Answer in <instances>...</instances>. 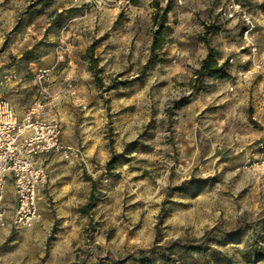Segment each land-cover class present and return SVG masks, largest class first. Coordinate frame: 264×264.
I'll use <instances>...</instances> for the list:
<instances>
[{"label":"rangeland","instance_id":"374dc122","mask_svg":"<svg viewBox=\"0 0 264 264\" xmlns=\"http://www.w3.org/2000/svg\"><path fill=\"white\" fill-rule=\"evenodd\" d=\"M222 3L0 0V77L19 73L27 111L44 92L80 154L53 155L31 228L8 186L0 264H264V173L246 165L264 98L226 96ZM208 48L228 79L196 78Z\"/></svg>","mask_w":264,"mask_h":264},{"label":"built area","instance_id":"2783aa9c","mask_svg":"<svg viewBox=\"0 0 264 264\" xmlns=\"http://www.w3.org/2000/svg\"><path fill=\"white\" fill-rule=\"evenodd\" d=\"M221 1L222 6L217 12L218 25L224 28L233 24L236 31L234 42L239 43L238 52L229 59V68L233 67L234 71L226 96L234 98L239 94L238 88L250 78L264 82V58L259 56L257 47L259 23L264 20V0ZM46 78V72L37 71L35 85L42 84ZM20 82V75L13 68L0 77L3 89L13 88ZM46 101L45 93L40 92L27 114L19 119L10 103L0 98V228L9 213L5 201L8 186L13 193L12 226L15 229L31 228L41 221L38 198L47 184V174L39 165V159L59 155L69 166L80 161L79 151L63 143L59 122L42 117ZM244 151L241 149L238 153ZM246 165L264 173V144L260 147L258 162L253 165L247 160ZM202 177L212 178L211 174Z\"/></svg>","mask_w":264,"mask_h":264},{"label":"crops","instance_id":"0c3cea01","mask_svg":"<svg viewBox=\"0 0 264 264\" xmlns=\"http://www.w3.org/2000/svg\"><path fill=\"white\" fill-rule=\"evenodd\" d=\"M233 24H229L227 25V27L225 26L223 29L226 31H231V33L229 34L230 40L233 39V37L235 38L236 35V31L233 30ZM235 40V39H234ZM257 47H258V53L259 56L261 58H264V20H262L259 23V28H258V39H257ZM239 50V43L238 42H229L228 45H223L220 47V53L222 55H226V53L231 55H234L238 52ZM246 58H244L243 60H245ZM233 67L229 68L230 74L232 75L233 73ZM27 87V85L21 80V82L19 83V85L13 87V88H8V89H4L2 91H0V98L5 99L6 101H8L10 103V105L12 106V108L14 109V112L16 113V116L21 119L23 118L26 114H27V106L24 105V101L26 100V97L28 96L27 94H24L22 92V90H24ZM21 91V92H19ZM239 94L236 96V98H244L250 95V93L252 94V97H257L256 99L259 100L260 97L264 98V82H260L258 80H256L255 78H250V80L244 85V86H240L238 88ZM66 93V92H65ZM64 93V94H65ZM64 98L59 96L57 99H55V101L53 103H50V107L55 108L56 110L59 109L60 107V100ZM66 98V97H65ZM253 100H255L253 98ZM49 103H46V108L49 107L48 106ZM254 106V104H252ZM259 105V103H258ZM252 106V107H253ZM60 110H58V115H54L52 118H47L46 115H44L43 112V118L47 119V120H56L59 122L58 118L60 117ZM61 128V127H60ZM62 137V136H61ZM65 140V141H64ZM63 143L70 145L72 144L71 141L66 140V138H62ZM71 146V145H70ZM60 161L59 158H57L56 156L53 155H49L46 156L44 158L39 159L38 163L39 165L43 166L46 170V174L50 171L53 170L54 166L56 164H58V162ZM46 163V164H45Z\"/></svg>","mask_w":264,"mask_h":264},{"label":"trees","instance_id":"16d2710c","mask_svg":"<svg viewBox=\"0 0 264 264\" xmlns=\"http://www.w3.org/2000/svg\"><path fill=\"white\" fill-rule=\"evenodd\" d=\"M167 11L165 10L163 13L165 14ZM217 29L219 30V28ZM227 66V62L219 66L216 60V54L212 49L208 48L207 55L200 65V70L196 73V78L207 76L211 79L226 80L228 79V76L225 74Z\"/></svg>","mask_w":264,"mask_h":264}]
</instances>
